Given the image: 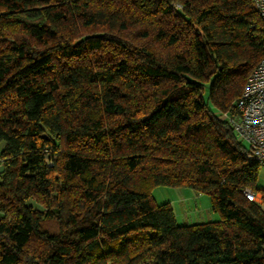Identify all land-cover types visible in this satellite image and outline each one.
<instances>
[{"label":"trees","instance_id":"obj_1","mask_svg":"<svg viewBox=\"0 0 264 264\" xmlns=\"http://www.w3.org/2000/svg\"><path fill=\"white\" fill-rule=\"evenodd\" d=\"M262 58L252 0H0V264H264L226 118ZM159 185L220 219L178 224Z\"/></svg>","mask_w":264,"mask_h":264},{"label":"built area","instance_id":"obj_2","mask_svg":"<svg viewBox=\"0 0 264 264\" xmlns=\"http://www.w3.org/2000/svg\"><path fill=\"white\" fill-rule=\"evenodd\" d=\"M260 18L264 21V0H252ZM235 116H226L236 135L248 147L247 157L264 164V58L249 74L236 100ZM248 200L260 201L257 193L245 190Z\"/></svg>","mask_w":264,"mask_h":264},{"label":"rangeland","instance_id":"obj_3","mask_svg":"<svg viewBox=\"0 0 264 264\" xmlns=\"http://www.w3.org/2000/svg\"><path fill=\"white\" fill-rule=\"evenodd\" d=\"M206 96L207 91L204 93L205 98ZM1 147L2 144H0ZM256 185L258 188L264 189V164H261L258 169ZM150 191L155 203L168 202L171 204L178 224H193L220 219V214L212 209L211 200L205 193H198L184 186L173 187L162 185L153 186ZM257 197H260V194L257 193ZM47 224L51 229L56 228L53 222Z\"/></svg>","mask_w":264,"mask_h":264},{"label":"water","instance_id":"obj_4","mask_svg":"<svg viewBox=\"0 0 264 264\" xmlns=\"http://www.w3.org/2000/svg\"><path fill=\"white\" fill-rule=\"evenodd\" d=\"M3 171V166L2 165H0V172H2Z\"/></svg>","mask_w":264,"mask_h":264}]
</instances>
